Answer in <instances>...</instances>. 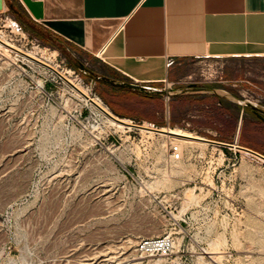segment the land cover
Returning a JSON list of instances; mask_svg holds the SVG:
<instances>
[{
    "label": "rangeland",
    "instance_id": "obj_1",
    "mask_svg": "<svg viewBox=\"0 0 264 264\" xmlns=\"http://www.w3.org/2000/svg\"><path fill=\"white\" fill-rule=\"evenodd\" d=\"M0 33L78 79L120 119L264 152V121L253 112L264 117L256 60H190L166 83L121 86L98 59L23 12L0 14ZM106 121L55 70L0 54V264H44L109 247L129 264H264L263 160L207 143L180 147L173 162L170 138ZM157 237L168 238V250L142 246Z\"/></svg>",
    "mask_w": 264,
    "mask_h": 264
},
{
    "label": "crops",
    "instance_id": "obj_2",
    "mask_svg": "<svg viewBox=\"0 0 264 264\" xmlns=\"http://www.w3.org/2000/svg\"><path fill=\"white\" fill-rule=\"evenodd\" d=\"M9 8L98 59L121 86L166 83L186 61L223 58L262 64L264 87V0H0V14Z\"/></svg>",
    "mask_w": 264,
    "mask_h": 264
},
{
    "label": "bare ground",
    "instance_id": "obj_3",
    "mask_svg": "<svg viewBox=\"0 0 264 264\" xmlns=\"http://www.w3.org/2000/svg\"><path fill=\"white\" fill-rule=\"evenodd\" d=\"M10 52H14L15 54L23 57L24 59H26L30 62L41 63V64L47 65L51 69L55 70V72H58L62 76V78L64 80H66L76 92L82 94L83 97H85L86 101L91 103V105L108 120L106 122H109L112 126H115L118 129H123V130L124 129H127V130L132 129V127H129L126 125V124H132L131 123L132 121L130 119L125 118V119H122L121 121H119V118L110 110V108L107 105H105L102 102V100H100L99 98L92 97L89 90L87 88H85L78 79L72 78L67 73L60 71L55 65L44 61L41 58L42 56L40 57L36 52L22 50L21 48H19L15 44H13V42H11L4 34L0 33V54L4 57V59H8V58H10ZM53 52H54L53 55L55 56L57 51H53ZM11 59H12V57H11ZM144 126L146 128L148 125L145 124ZM162 128L164 130H167V132H173L174 134H176V135L162 134V136H166V137L170 138V140L172 141V143H174V145H178L182 149L186 145H191L192 147H195V146H204L207 144V142H204V141H197V140L191 139L190 137L195 136V135L192 132L187 131L185 129H179V128L170 129L168 127H162ZM142 130L147 131L146 129H142ZM147 132H150V131H147ZM235 147H237V146H235ZM241 150H243V149H241ZM243 151L251 153V152L246 151V150H243ZM251 154H253L254 156H256V157H258L264 161V158L254 154V153H251ZM164 156H166V155L164 154ZM164 156H162V159L166 158ZM173 162H178V161L173 158ZM171 169L174 172L181 171V168L178 167L177 165H172ZM6 176H8V175H6ZM162 180L164 181V177L162 178ZM48 223H49V220H48ZM51 223H52V221L49 224L51 225ZM46 224H47V222H46ZM46 227L48 229V226H46ZM47 229L45 228L44 230H47ZM78 229H79V227H78ZM41 234L42 233H40V235ZM124 244H126V243H124ZM101 248L99 247V249H101ZM62 252H60V253L63 254L65 252V250L63 253ZM65 253H67V252H65ZM118 254L119 255H116V251L113 250V247H109V248L102 249L96 253H89V254H83V255H76L74 253H71L69 255H66L64 260L56 261L57 260L56 259V260H53V261H50V262L44 263V264H129L128 259H127L128 257L125 254H120V253H118ZM207 255L210 259H212L214 261H216L218 259V256L214 253H208ZM145 257H146L145 255H141V256L136 257V258L141 259V258H145Z\"/></svg>",
    "mask_w": 264,
    "mask_h": 264
},
{
    "label": "water",
    "instance_id": "obj_4",
    "mask_svg": "<svg viewBox=\"0 0 264 264\" xmlns=\"http://www.w3.org/2000/svg\"><path fill=\"white\" fill-rule=\"evenodd\" d=\"M122 119L119 118V121H121ZM127 126L129 127H132V128H138V129H146L147 131H150V132H154V133H157V134H168V135H176L174 134L173 132H167V130H164L163 128H156V127H146L144 125H135V124H126ZM191 139H194V140H197V141H204V142H207V143H214V144H217V145H221V146H229L231 148H235V145L234 144H226V143H222V142H218V141H214V140H210L206 137H201V136H192L190 137ZM238 149H243V150H246V151H249L251 153H254L262 158H264L263 155L259 154L258 152L256 151H253L249 148H246V147H242L240 145H236Z\"/></svg>",
    "mask_w": 264,
    "mask_h": 264
},
{
    "label": "built area",
    "instance_id": "obj_5",
    "mask_svg": "<svg viewBox=\"0 0 264 264\" xmlns=\"http://www.w3.org/2000/svg\"><path fill=\"white\" fill-rule=\"evenodd\" d=\"M171 153L175 160H180L182 158L181 148L178 145L172 146ZM142 246H154L162 251H166L170 247V242L167 237L149 238L142 242Z\"/></svg>",
    "mask_w": 264,
    "mask_h": 264
},
{
    "label": "trees",
    "instance_id": "obj_6",
    "mask_svg": "<svg viewBox=\"0 0 264 264\" xmlns=\"http://www.w3.org/2000/svg\"><path fill=\"white\" fill-rule=\"evenodd\" d=\"M116 89H118V87H116ZM116 89H115V90H116ZM112 111L114 112V114H116L117 116H119V117H121V118H122V117H125V115H124L123 113H121V112H119V111H117V110H115V109H113V108H112Z\"/></svg>",
    "mask_w": 264,
    "mask_h": 264
},
{
    "label": "flooded vegetation",
    "instance_id": "obj_7",
    "mask_svg": "<svg viewBox=\"0 0 264 264\" xmlns=\"http://www.w3.org/2000/svg\"><path fill=\"white\" fill-rule=\"evenodd\" d=\"M13 11L18 15L20 14V11L19 10H16L15 8H13Z\"/></svg>",
    "mask_w": 264,
    "mask_h": 264
}]
</instances>
